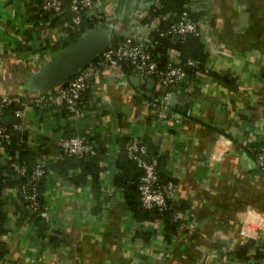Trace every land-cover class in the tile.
<instances>
[{
	"label": "crops",
	"instance_id": "1",
	"mask_svg": "<svg viewBox=\"0 0 264 264\" xmlns=\"http://www.w3.org/2000/svg\"><path fill=\"white\" fill-rule=\"evenodd\" d=\"M154 1L95 0L84 16L107 27L110 37L149 39L141 18ZM190 6L201 11L208 66L235 75L236 88L201 73L172 89L180 91L178 121L146 125L148 101L165 87L121 64L88 75L78 116L61 107H29L22 118L25 144L49 165L42 186L49 227L37 235L14 182L5 181L13 176L14 150L7 146L0 151V264H241L236 250L254 238L264 254V175L251 149L264 139V0H190ZM65 35L39 0H0V92L42 91L29 86V75L62 48ZM17 42L29 49L17 51ZM73 131L94 134L103 146L95 181L88 175L76 183L50 164L61 156L57 140ZM129 136L148 137L165 155L164 168L176 178L172 199L188 203L168 240L161 223L148 241L134 235L141 223L117 182L131 167L117 160Z\"/></svg>",
	"mask_w": 264,
	"mask_h": 264
},
{
	"label": "built area",
	"instance_id": "2",
	"mask_svg": "<svg viewBox=\"0 0 264 264\" xmlns=\"http://www.w3.org/2000/svg\"><path fill=\"white\" fill-rule=\"evenodd\" d=\"M95 0H41L40 6L44 10L57 12L65 7L70 10V19L63 22L68 27H79L82 21V13L90 8ZM154 4L159 6L160 1L155 0ZM195 10L191 6L184 9L176 20L170 22L166 27L159 28L158 22L161 17L165 18L168 13L157 15L148 22V31L157 30L160 35H167L172 42L183 40L187 34L200 35L198 26L199 20L193 19L188 10ZM153 42L150 38L143 39L133 33L124 35L116 42H111L100 54L88 65L82 68L77 74L70 77L64 83L35 94L3 93L0 92V151L12 143L13 133L24 130L22 118L29 107L50 108L59 104H65L74 116L80 115V94L88 86V75L93 71L108 69L121 65L123 62L129 68L151 75L165 87V91L152 95L148 106L156 110V122L162 124L168 120L174 122L179 120V112L174 111L169 105V96L174 86L184 79L186 71L181 64L168 59L164 66H159L157 57L159 53L153 51ZM175 48L171 47L169 52L173 53ZM187 63L196 65L195 59L189 58ZM12 107L13 119L8 125L9 114L7 109ZM23 142L22 138H19ZM59 150L67 155L88 156L95 153V145L83 133H75L71 136H62L57 140ZM127 157L133 160L141 169L138 180L140 204L143 208L158 207L165 209L170 207L168 198H172L176 183L172 180L159 181L158 159L155 154L148 152L147 142L144 136H129L123 143ZM255 167L264 175V139L252 145ZM44 161L38 160L32 169L29 170L25 163L14 164L17 175L24 176V180L15 187L17 194L21 196L26 208L34 211L38 207V182L44 175ZM26 176V177H25ZM183 211H174L175 219H182ZM161 223L160 219L151 221L148 225ZM254 246H258V240L254 238ZM248 259H243L241 264H251L254 259V249H249Z\"/></svg>",
	"mask_w": 264,
	"mask_h": 264
},
{
	"label": "trees",
	"instance_id": "3",
	"mask_svg": "<svg viewBox=\"0 0 264 264\" xmlns=\"http://www.w3.org/2000/svg\"><path fill=\"white\" fill-rule=\"evenodd\" d=\"M160 5L157 6L152 3L148 8L146 14L141 18L142 22L148 23L151 18L154 16H161L162 14L168 13V15L163 18L161 17L158 26L159 28L166 27L170 22L177 19L180 13L190 7V0H159ZM41 2V0H39ZM45 17L50 19L51 22L54 24H58L63 32H65V36L67 39L63 42L60 47L66 46L71 44L75 39H77L80 34L86 30L87 28L91 27L94 23V20H91L84 16V12L82 13V21L79 27H68L63 25L64 21L70 19V10L68 9L66 3L65 7H63L60 11L52 12L48 10L42 9ZM189 15L193 19H199L201 16L200 10H188ZM123 38V35H113L110 37L111 42H116ZM149 38L154 41L153 45L151 46L153 51H157L159 53L157 57L158 65L164 66L168 59L173 60L177 64H181L186 71V75L184 76V80L179 82V86L182 88L183 86H187L188 81L195 80L199 74H208L209 76L215 78L216 81L221 82L225 85H229L232 88H236L237 86V78L235 75H232L229 72H217L208 66V53L204 49L203 41L200 35L189 33L183 40H179L176 42H172L167 35H160L157 30H151L149 32ZM175 48L173 53H170V48ZM17 51L20 50H28L29 46L25 43L17 42L15 45ZM189 58L195 59L197 61L196 65H190L187 63ZM92 62V61H91ZM124 69H128L129 66L126 65L125 62L122 63ZM130 69V68H129ZM33 71V70H32ZM31 71V72H32ZM31 74V73H30ZM30 76V75H29ZM88 86L81 92L80 94V102L79 108L82 104V98L86 91H88ZM12 107L7 109L9 114V121L8 125L13 119L12 116ZM58 109L61 107L65 113H69L73 115L72 112L66 107L65 104H59L54 106ZM151 111L148 115L147 124L157 123L156 122V109L149 106ZM39 108L40 107H33ZM151 119L153 122H151ZM77 133V131H73L65 136H71ZM81 133V132H79ZM85 136L94 143L95 145V153L88 156H77V155H67L60 151V157L56 159V161L51 162L50 164L53 166L59 167L61 170L69 171V177L73 179L74 182L78 183L80 181H84V179L90 175L93 181H95L102 170V166L100 165V160L103 158V146L98 142L94 136V134L83 133ZM19 138L23 139V142L19 140ZM145 141L147 142L148 152L151 154H155L158 159V173L160 175L159 181L166 182L168 180H172L176 183V178H174L167 169L164 168L165 165V155L159 153L157 146L148 139V137H144ZM126 139L123 140L121 144V151L122 153L119 154L117 157L118 162H125L130 163L131 167H125V172L123 173L122 177L120 178L119 185L125 189V196L127 198V204L130 210H132L135 219H137L141 224L138 225L135 231V236L140 235V237L144 241H148L150 237L155 233L157 226L152 224L148 225L151 221H155V219H160L162 221V231L163 236L165 239H170L176 232L179 226L181 225L180 219H175L173 214L176 209L184 211L188 203L183 201L176 202L172 198H168V203L170 207L165 209H159L158 207L154 206L151 208H143L140 204L139 199V190H138V180L139 175L141 174V169L136 165V163L127 157L126 152L123 148V143ZM259 141L253 142V145H256ZM14 151V157L11 162V167L13 168V176H9L8 178L5 177V181H13L14 186L17 187L21 181L24 180V176H18L14 164L16 162L25 163L29 170L32 169L34 164L38 161L35 160L36 156V148L29 147L25 144V137L24 131L22 132H14L12 143L9 145ZM59 148V147H58ZM14 163V164H13ZM49 165L45 162L44 168L45 172L44 175L40 178L38 182V207L34 211H30L26 206L27 214L29 215L30 220L35 224V228L37 230V235H41L44 237L47 233V228L49 227V223L45 220V212H44V203L42 198V186L45 180V176L47 174V170ZM0 171V181H2L3 177H1ZM6 176V175H5ZM26 177V176H25ZM1 183V182H0ZM21 197V196H20ZM253 240L247 239V241L241 245L236 250V257L238 259H248L249 254L247 253L248 249H254V259L251 264H264V254L258 249L257 246H253Z\"/></svg>",
	"mask_w": 264,
	"mask_h": 264
},
{
	"label": "water",
	"instance_id": "4",
	"mask_svg": "<svg viewBox=\"0 0 264 264\" xmlns=\"http://www.w3.org/2000/svg\"><path fill=\"white\" fill-rule=\"evenodd\" d=\"M109 45V29L93 23L71 44L54 50L48 59L36 67L30 74L29 86L37 90H47L64 83L91 63ZM179 94V90L170 93L169 105L172 109ZM183 105L186 106V102ZM214 140L215 137L212 136L207 144L208 150Z\"/></svg>",
	"mask_w": 264,
	"mask_h": 264
}]
</instances>
